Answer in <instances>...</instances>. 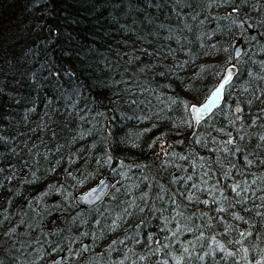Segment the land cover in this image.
<instances>
[{"label": "snow or ice", "instance_id": "snow-or-ice-1", "mask_svg": "<svg viewBox=\"0 0 264 264\" xmlns=\"http://www.w3.org/2000/svg\"><path fill=\"white\" fill-rule=\"evenodd\" d=\"M34 3L39 5L40 0H34ZM113 7L119 8L120 4L117 3ZM133 8L137 12H144L145 8L154 9L156 15L145 14L143 21L138 22L133 19L131 24L119 23L118 18L113 15V21L119 23L120 31L124 35L133 36L132 45L135 46L137 41L140 42V45L132 52L117 51L116 60L104 56L102 61L104 71L119 74L121 62L124 64V75H121L120 79L117 80L115 76L109 77L111 85L114 87L125 85L122 93L128 94L129 98L125 103L129 109L141 106L143 101L136 97L137 95L142 97L146 92L156 96V99L161 103H167L169 110H171V105L179 103L186 113L181 124L194 130L195 144L211 146V152L219 153L214 160V164L218 166L216 170L220 172L225 182L231 181V183H225L221 187L220 179L217 178L215 183L210 184L208 177L211 175L212 167L207 165V161L200 165V172L196 174L195 179L193 175L172 174L167 183H161L160 173L166 171L168 162L163 161L157 164L155 175L142 177L143 181L148 182L145 183L146 191L141 190L139 195H134L133 191L127 190L125 195L131 196L132 199L123 201L121 211L111 219V222L102 226L101 220L97 219L94 223L100 234L104 232L105 228L109 232H114L122 224L126 225L129 218L147 213V218L142 220L141 224L151 219H162L165 226L172 225V227L161 229L162 232L170 233V235H165L163 241L149 235L147 240L152 241L156 247L147 244V251L142 255L129 248L128 252H132L136 256V260H132L125 253L123 259L112 261L111 264H125L127 260H131V264H137V260L141 264H145V262L150 264L151 258L158 255L163 259L158 260L156 264H170V261L173 264H219L217 257L225 262L230 260L232 264H264V247L256 243V241L264 243V177L255 176L251 181L244 178L246 174L250 175L247 170L251 169L254 163L264 166V131L253 130L264 129V107L260 108L255 117H250V122L245 119L246 108H252L257 102L264 105V87L260 83H256L264 82V60L252 59V56L257 53H264V0H144V7L139 6V0L135 4L130 0L128 11L131 12ZM160 13H164V20L160 19ZM173 19L177 23L173 24L171 22ZM165 20L169 22L165 23ZM206 21H211L215 27L210 31H201L195 36V40L187 35L193 33L196 28H205ZM141 29H143V34H141ZM161 30L168 33L164 38L168 41L174 40L180 46L179 51L184 52L188 57L193 54L191 47L193 43L204 49L210 56L224 54V58L219 61L223 71L219 73L216 86L203 101L199 103L177 101L173 97L156 95V89L150 85L144 87L141 84V78L147 76L148 73H155V69L162 66V62L160 64L153 63L151 58H158L160 55H164L165 59L173 57L174 50L170 46L167 47L165 53L160 51L163 46H158L153 51L148 50L153 45L154 39L160 38ZM253 32L256 34H251ZM61 34V30L54 27L48 30V34L42 37V40L47 46L58 47L57 40ZM213 37L216 38L215 42L209 43ZM234 39L236 45L233 44ZM240 42H243L247 48L245 53L248 56L247 60L239 59L240 51L237 45ZM124 44L128 46L127 41ZM253 48L256 49L255 52H253ZM233 50L235 55L230 54ZM94 51L92 48L88 49V52ZM61 52L65 56L71 55L70 52L63 49ZM145 57L149 59L145 60ZM249 61L260 71L248 70L249 80L236 89L239 95L234 99V106L228 105L225 112L222 107V104L227 103L225 93L228 92L231 95L228 90L234 88V82L241 74L242 66ZM186 63L187 61H184V64ZM184 64L177 63L173 59L172 65L167 66V71L182 68ZM129 66L134 67L130 69ZM155 74L164 76L166 73L160 71ZM126 76L128 78H125ZM65 78L74 82L81 79L79 73L58 64L51 55L45 59L44 63L40 64L38 70H32L29 75L30 83L37 89L47 86L48 81H55L51 87L57 93H60L61 82ZM102 83L107 86V82ZM133 84L135 90L131 86ZM82 89L83 85L78 83L71 89V93L64 90V95L49 99L47 106L59 114V109L54 106L62 99L65 104V113L75 114L79 121L91 124V130H85L88 135H93L95 132L101 136L102 144L105 142L110 144L111 141H108L107 137L113 135L112 122L117 119L130 120L133 117L129 116L122 108L115 106L119 103L118 100L109 97V103L113 105L111 109L113 114L109 116V114L96 109L95 116L92 118L95 120L93 123L90 119L93 108L89 107L87 114H82L84 110L79 108L81 98L84 96ZM122 93L116 95L123 99ZM241 97L244 98L241 99ZM100 102L102 103V101ZM15 103L20 104L21 100L16 99ZM149 103L151 102L149 101ZM69 108L72 109L71 113L68 112ZM213 109L225 113L227 127H216L214 123H209L210 120H214L216 115L212 111ZM35 112L34 100L32 106L27 107L23 112L22 120L25 127L30 122L29 114ZM45 115L49 117L50 123L42 120L37 128L45 133L50 130L52 138L55 139L59 135L52 127L56 121L49 112L46 111ZM135 118L140 120L144 117L136 115ZM0 121L7 122L6 124L0 123V196L4 191L9 192V196L4 197L6 208L0 211V217H2L0 228H2L5 221L11 222L13 219L6 212L7 207L12 205L10 197L15 193L7 186L17 180L30 185L40 179V158L48 160L53 149L47 148L42 138L39 144H30L26 133L18 128L15 132H10L9 125L12 121L10 114L0 115ZM205 125L206 127H204ZM176 127L179 128L180 125H176ZM201 127H204L203 134L199 131ZM37 128L29 129V131L35 134ZM213 132L217 135L213 136ZM138 136L139 134H137ZM83 138L84 132L81 131L68 143L75 144ZM129 139L132 140V146H138L136 139L132 137L126 138L124 142L127 143ZM40 145L45 146L43 152L40 151ZM92 147L95 148L96 145L93 144ZM54 151L57 154L60 153L61 146H56ZM77 151H83V149ZM23 154H26L27 158ZM233 157H242L244 173H241ZM74 158L78 159L79 157L69 156L68 162L71 163ZM104 158V163L112 160L108 151L104 152ZM178 159L188 161L189 156L181 155ZM60 163V160L56 161V164ZM97 163H101V161L97 160ZM205 165H207V170H205ZM174 166L179 167L178 165ZM145 167L148 166L145 165ZM55 170V167L50 164L45 171L54 172ZM180 170L186 171L183 168ZM238 175L240 179H237ZM173 185L177 187L173 188ZM180 185L184 187L181 188ZM48 187L63 189L59 179L55 186L49 184ZM224 189H228L232 195L226 194ZM43 195H47V192ZM205 196L208 198H202ZM41 199L34 200L28 205L33 211L36 208L41 210L38 215L33 217L34 223L25 219L28 213L18 212L17 215L20 219L15 225L9 223V227L3 233L15 238V244L20 245L18 250H31L28 255L32 258L23 264H42L46 258L50 259L51 264H76V262L96 264V255H103V253L94 255V244L98 239L97 232L80 231V228L87 225L88 221L79 217H69L65 220L64 226L49 228L45 223V216H55L62 209L59 206L50 209L46 204L41 203ZM257 201L259 202L257 203ZM249 202H251V206H249ZM199 205L205 206L207 210H201L200 215L197 216L192 209ZM237 208L239 211H234ZM213 212L216 215H212ZM225 216L230 217L232 221L242 223L244 228L241 229L237 223H230ZM56 218L59 219V217ZM197 219L201 221L199 225L196 224ZM185 232L192 233L195 237L194 240L188 241L187 246L179 239L181 233ZM85 238H90L91 242L84 243ZM132 239V236L126 234L124 239L119 240L118 243L123 245L127 240ZM173 241L180 247H176ZM135 242L144 244L139 234L136 236ZM113 250L119 251V249L112 248L107 251L110 254ZM54 253L59 255V260L53 258L52 254ZM0 264H4V261L0 260Z\"/></svg>", "mask_w": 264, "mask_h": 264}, {"label": "trees", "instance_id": "trees-1", "mask_svg": "<svg viewBox=\"0 0 264 264\" xmlns=\"http://www.w3.org/2000/svg\"><path fill=\"white\" fill-rule=\"evenodd\" d=\"M130 0H40V4L34 3V0H0V115L10 114L12 117L11 125H9L10 132H15L17 128L20 131L26 133V137L29 139V143L39 144L41 138L45 141L47 148L53 149L48 160L40 158V179H37L33 184L26 185L19 180L14 181L12 185H8L15 195H12V205L7 207L6 214H10L13 219L11 222L5 221L4 226L0 228V246H10L15 243V238L4 235V231L9 227V223L15 225L20 219L17 215L18 212H26L28 215L25 217L29 222H35L34 216L40 213V209L36 208L35 211L28 207L29 203L34 200L41 199L42 204H46L48 208L55 209L59 206L62 211L57 212L55 216L59 219L54 220L52 215L45 216V223L49 228H55L57 226H64L65 220L69 217H79L83 220H87L88 224L81 227L80 231L92 230L97 232L98 239L95 244L101 249L102 256L96 255V264H111L112 261H119L124 258V254L127 253L132 260H136V256L132 252H128L131 248L135 253L144 254L147 251L146 245L151 244L152 247L156 245L147 240V236L151 235L159 238L163 241L165 235L170 233H164L161 231L163 228L160 224V219H151L150 221L143 223L141 227L136 228L134 225L142 217H147V213L140 216L137 214L129 218V222L125 225L122 224L119 229L114 232H109L104 229L102 234L99 233L94 221L101 220V225L110 223L111 219L121 211L123 207V201L132 199L131 196H126L127 190L133 191L134 195H139L135 192L134 185L137 186L143 181L142 177L153 176L156 173V167L154 169H148L142 167L137 163L138 158L143 155L142 152L145 149H165L164 144L170 139L183 141L186 144L193 146L190 142L195 141L196 136L190 135L191 129L184 127L181 121L186 117L182 107L179 103L171 105V110L167 103H161L156 99V96L146 92L144 96L137 95V99L143 101L141 106H134L129 109L125 101L129 98L127 93H122L125 85L121 84L119 87L111 85L109 80L110 76H115L118 80L121 75H124V64L121 62L120 73L104 71L103 58L104 56L110 57L112 60H116V52H132L136 47H139L140 42L137 41L136 45H132L133 36L124 35L119 29V23L131 24L135 19L138 22L143 21L145 14L156 15L154 9H146L144 12H137L135 8L128 11V4ZM133 4L137 3V0H131ZM119 3V8H114L115 4ZM139 6L144 7V0H139ZM167 11V9H165ZM113 15H115L119 23L113 21ZM127 17V19H125ZM159 17L164 20V13H160ZM165 23L169 21L165 20ZM173 24L177 23L174 19L171 21ZM190 23H193L189 21ZM59 28L61 35L57 40L58 47L47 46L42 40V37L48 34V30L52 28ZM215 25L211 21H206L205 28H196L193 33L189 35L193 40L195 36L203 30H211ZM143 34V29H141ZM255 35L256 33H251ZM168 35L167 32L161 30L160 38L154 39V43L149 47V51H153L158 46L161 53H165L167 47H171L174 50L172 58L165 59L164 55H160L158 58H151L153 63L160 64L161 67L155 69V73L165 71L164 76L157 75L155 73H148L147 76L141 78V84L144 87L149 85L156 89V95L173 97L175 92H182L184 89H190L193 94L187 99L183 96L185 102L199 103L203 101L208 94L214 89L219 79V73L223 71L219 61L224 58V54L208 55L204 49L199 48L195 43L191 45L193 54L188 57L184 52L179 51V45L175 41H168L164 37ZM216 38L213 37L209 43L215 42ZM127 41L128 46H125L124 42ZM235 39L233 40L234 43ZM187 48L188 45L186 44ZM92 48L94 52H88V49ZM61 49L68 51L71 55H62ZM255 49V48H253ZM256 50V49H255ZM254 52V51H253ZM87 53V55H85ZM231 54V53H230ZM51 55L55 58L58 64H62L65 68H71L80 74V81L74 82L65 78L61 84V91L57 93L51 87L55 81H48L47 86L37 89L35 85H32L29 81V75L32 70H38L40 64L44 63L45 59ZM126 59V58H125ZM148 60V57L144 58ZM173 59L180 64H184L182 68H175L172 71H167V66H171ZM261 59L264 60V53L261 54ZM134 66H129L131 69ZM249 69L254 71H260L258 67L253 64H244L239 77L235 80L236 87L239 81L242 80L243 85L245 81L249 80L247 72ZM39 78V77H38ZM125 78H128L127 76ZM107 82V86L105 83ZM83 85L84 96L81 98L79 108L84 110L82 114H87L89 107L93 108V113L90 116L92 119L95 116V110L105 112L112 115V107L108 98L111 97L114 100H118L119 103L116 107L122 108L132 116L130 120L113 121L111 137H107L108 141L101 143V136L96 134L88 135L85 131L91 130V124L81 122L77 119L75 114L69 115L65 113V104L61 99L54 107L59 109V114H56L53 108L47 106V101L54 97L64 95V90L71 93V89L77 84ZM260 83L264 87V82ZM134 90V84L131 85ZM236 92L234 88H230L229 92ZM122 93L123 99L116 95ZM176 96V95H175ZM227 97L229 95L227 94ZM99 98V99H97ZM230 98V97H229ZM244 97H241L243 99ZM21 100L20 104H16L15 100ZM176 99V98H175ZM35 100L36 112L30 113V122L27 127L24 126L22 115L27 107L32 106ZM177 100V99H176ZM102 101V103L100 102ZM149 101L151 103H149ZM228 105L234 106V99H230L222 107L227 111ZM261 105L257 102L252 108H246L245 119L250 122V117H254V114L249 112L253 108L257 111ZM49 112L52 118L56 121V124L52 125L59 133V135L53 139L51 131L47 133L42 132L37 128V125L43 120L50 123L49 117L45 115V112ZM68 112L71 113L72 109L69 108ZM214 120H210L209 123H214L216 127H227V122L224 118L225 113L221 111L215 112ZM136 115L143 116V119H136ZM150 117V118H149ZM95 123V120L92 119ZM0 123L6 124V121H0ZM226 123V124H224ZM176 125H180L179 128ZM15 126V127H13ZM206 127V125L204 126ZM204 127H201L199 131L203 134ZM37 128L35 134L31 133L29 129ZM254 131H264V129H253ZM84 132V138L78 143H68L79 132ZM137 134L139 136L137 137ZM213 136L217 134L212 133ZM132 137L136 139L138 146H132V140L129 139L125 143V139ZM23 139V138H22ZM165 142V143H164ZM164 143V144H163ZM96 147L93 148L92 145ZM61 146L60 153H55L56 146ZM198 144H195V149L198 148ZM203 147V145H201ZM104 148V149H103ZM108 148V149H105ZM206 148H210L206 147ZM83 149V151H77ZM100 149L106 150L109 153L125 152L127 158L117 161L112 159L110 162L121 166H126V171L123 174L117 175L118 184L112 189V192L108 199L104 201L100 206L91 209L83 210L79 209L75 204L76 195L94 184L97 177L93 175H85L84 170L89 167L97 165V160H100L102 164L104 161V154L99 153ZM192 149H194L192 147ZM45 150L44 145H40V151ZM133 150V151H132ZM205 155H209L212 152L209 149H200ZM147 152V151H146ZM132 153V154H130ZM148 153V152H147ZM145 154V153H144ZM25 157L27 158L26 154ZM183 155H186L185 152ZM74 158L71 163L68 162V157ZM199 157L196 158L195 168L199 164ZM60 160V164H56V161ZM234 160L237 164L243 165L242 157ZM167 169L164 173H160L161 183H167L172 174L180 176L193 175L196 178V172L194 174H188L186 171H181L183 168L182 161L178 158L170 159ZM55 167L54 172H46L45 170L49 165ZM173 165V166H172ZM174 165H178L176 167ZM238 166V165H237ZM176 167V168H175ZM239 167V166H238ZM240 171L242 167H239ZM150 171H155L150 173ZM198 172V171H197ZM71 173V175H69ZM149 174V175H148ZM57 179L63 189L56 187L49 188V184L55 186ZM209 183H215L216 180L209 179ZM199 182V181H197ZM148 183V182H147ZM221 187L224 183L220 180ZM173 188L177 187L175 185ZM179 187L183 188V185ZM147 190V189H146ZM47 192V195L43 193ZM60 193V194H58ZM229 195H232L230 192ZM251 195V193L249 194ZM9 192L4 191L0 196V211L5 210L6 200L4 197H8ZM208 198V197H202ZM259 201H257L258 203ZM251 206V202H249ZM214 207V206H213ZM196 212V215H200L201 210L205 209V206L199 205L192 209ZM239 211V209H234ZM63 214V216H60ZM174 214V213H173ZM216 215L215 212L211 213ZM244 215V213H241ZM73 215V216H71ZM158 215V214H157ZM167 215V213H166ZM230 223H237L238 226L243 229L244 225L232 221L230 217L225 216ZM2 219V217H0ZM154 222L157 224L154 225ZM152 223V224H150ZM201 221L196 220V224L199 225ZM74 227V226H73ZM172 227V225L170 226ZM78 234V233H77ZM113 234V236L111 235ZM132 236V240H127L125 244L118 243L119 240L124 239L125 235ZM139 234L140 239L144 241V244H136L135 238ZM109 239H114L111 246H108ZM180 241L187 246L188 241L195 239L192 233H181L179 237ZM175 244V241H173ZM261 247H264V243L256 241ZM176 247H180L179 244H175ZM119 249V251H111L109 254L107 250ZM20 249V246L15 247V250L11 253H3L0 256V260L4 261V264H16L27 253L29 249ZM99 254V253H98ZM162 256L152 257L150 264H156ZM49 259L46 258L42 264H46ZM219 264H232L229 260L227 262L220 260L217 257ZM125 264H131V260L125 261ZM137 264H141L137 260ZM148 264V262H145ZM170 264L173 262L170 261Z\"/></svg>", "mask_w": 264, "mask_h": 264}, {"label": "bare ground", "instance_id": "bare-ground-1", "mask_svg": "<svg viewBox=\"0 0 264 264\" xmlns=\"http://www.w3.org/2000/svg\"><path fill=\"white\" fill-rule=\"evenodd\" d=\"M233 44L236 45V40L234 41ZM237 47L239 48V51H240L239 59L240 60H247L248 56L245 55V53L247 52V48L244 46V43L240 42L237 45ZM253 51L255 52L256 50L253 49ZM261 54L262 53H257V55L252 56V59L256 60V61L262 60L261 59ZM231 55H235V51L234 50L231 52ZM248 55H251V53H248ZM248 63L252 64L251 61H249ZM242 82L243 81L240 80L239 84H237L236 87H234V90L239 89L240 88V84H242ZM192 94H193V92L190 89H184L182 92H175L176 96L174 95V98H176L177 101H183L184 99H183L182 95H185L187 97V99H188ZM227 94H228V92L225 93V99H226L227 102L230 99H235V97L238 96L237 93L234 92V91L231 92V95L228 94L230 98L227 97ZM223 105L224 104H222V106ZM261 107H264V105L261 106ZM260 108L257 109V111L253 108V110L249 112V115L251 113H253L254 117H255L259 113ZM212 111L216 112L217 109H213ZM224 124H226V123H224ZM193 134H194V130L191 129L190 135H193ZM190 143L193 144V146H190V145L186 144L183 141H179V140H175V139L170 138L164 144V148L165 149H154V150L145 149L148 153L146 151L142 152L143 155H141L138 158L137 163L139 165H141L142 167H145V165H147L148 169H150V168L154 169L157 164H159V163H161L163 161H167L169 163L170 159H173V158L176 159L179 156L183 155L184 152H185V154L187 156H189V160L188 161H182L180 163H182V166H184L185 170L188 169L187 170L188 174H194L195 175V172H196V174L199 173L200 172V165L204 164L205 161H207V165H211V167H212L211 175L208 178L212 179V180H217V178H219L221 180V182H223L224 184L225 183H229L230 184L231 181L225 182L223 180V177L221 176L220 172L216 170L218 166L216 164H214V160H215L216 156L219 155V153L218 152L217 153H213L212 152L209 155H207V154L205 155L200 149H209L210 150V148H206L205 146L202 147L201 145H197L198 148L195 149V143H193V142H190ZM192 147L194 149H192ZM103 149H100L99 153L102 152L104 154V152L106 150H103ZM105 149H108V148H105ZM130 154H132V153H130ZM110 155L112 156V159H115L117 161H121L122 159H126L127 158V156H126L127 153H125V152L110 153ZM197 157L200 158L199 159L200 162L197 165V167L195 168V162H196V158ZM236 158H239V157H236ZM233 159H234V157H233ZM190 165H192V166L190 167ZM207 165H205V170H207ZM237 165L239 167H242L241 173H244L245 172L244 166H241L240 164H237ZM125 171H126V166H124V165L118 166V165H115V164L111 163L110 161L107 162V163L103 162L102 164L97 163V165H95L93 167L86 168L83 171L84 174L85 175H89V176L93 175L94 177H97L96 178L97 181H95L94 184H92L91 186H89L88 188H86L85 190L79 192L76 195V197H75L76 206L79 209H83V210H91V209H94V208L100 206L104 201H106L108 199V197L110 196V194L112 192V189H114L117 186V184H118L117 175L123 174ZM153 172H155V171H150V173H153ZM164 172L165 171L161 172V174L164 173ZM247 172L250 173V175L246 174L244 178L248 179L249 181H251L255 176L264 177V166H261L258 163H254V166L251 169H248ZM237 179H240L239 175L237 176ZM104 180H109L111 182V185H110L111 187H110L109 191L107 192V194L100 201H98L96 204H94L90 208L79 206L78 203H77V197L82 195V194H84L88 190L96 187L97 185H100V183L102 181H104ZM145 183H147V182L139 183L137 185V187L135 188V192L139 193L141 190L146 191ZM224 190H225L226 194L229 193L228 189H224ZM60 216H63V214H61ZM71 216H73V215H71ZM56 217H58V216H54L53 219L57 220ZM146 218L142 217V219L138 220V222H136L134 226L136 228L141 227V225H142L141 221L145 220ZM150 224H152V223H150ZM155 224H157V222H154V225ZM160 224L162 225L163 228L171 226V224L165 226L162 219H160ZM137 226H139V227H137ZM164 233H167V232H164ZM111 235L113 236V234H111ZM21 238L23 239V237H21ZM90 242H91L90 238H85L84 243L87 244V243H90ZM113 242H114V239H109L108 246H111L113 244ZM17 246H20V245L13 243L10 246H4V247L0 246V256H2L3 253H7V252L11 253V252H13L15 250V247H17ZM94 248H95L94 255L101 252V249H100V247L98 245L94 244ZM30 251L31 250L29 249L27 251V253L21 258V260L19 262H17L16 264H23V262H25L27 260H30L32 258L31 256L28 255V253ZM52 256H53V258L59 260V255L58 254L54 253V254H52ZM46 264H51L50 259L47 261ZM76 264H79V262H76Z\"/></svg>", "mask_w": 264, "mask_h": 264}, {"label": "water", "instance_id": "water-1", "mask_svg": "<svg viewBox=\"0 0 264 264\" xmlns=\"http://www.w3.org/2000/svg\"><path fill=\"white\" fill-rule=\"evenodd\" d=\"M111 182L104 180L96 187L88 190L84 194L77 197V203L81 207L90 208L100 201L109 191Z\"/></svg>", "mask_w": 264, "mask_h": 264}]
</instances>
